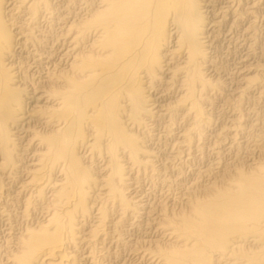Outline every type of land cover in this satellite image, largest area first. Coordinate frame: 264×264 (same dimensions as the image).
I'll list each match as a JSON object with an SVG mask.
<instances>
[{"label": "bare ground", "instance_id": "1", "mask_svg": "<svg viewBox=\"0 0 264 264\" xmlns=\"http://www.w3.org/2000/svg\"><path fill=\"white\" fill-rule=\"evenodd\" d=\"M261 19L264 0H0V264H264Z\"/></svg>", "mask_w": 264, "mask_h": 264}, {"label": "rangeland", "instance_id": "2", "mask_svg": "<svg viewBox=\"0 0 264 264\" xmlns=\"http://www.w3.org/2000/svg\"><path fill=\"white\" fill-rule=\"evenodd\" d=\"M260 16L262 17L263 15L260 14ZM261 20H262V23H261ZM261 20H259V23H258V27L260 28L259 36H260V40L264 43V34H263L264 33V20L263 19H261ZM259 24H260V26H259ZM224 30H227V29H224ZM222 34L225 35L224 32ZM240 36H242V34L241 33L237 34V32H236V33H233V35L231 36V37H234V38H232V40H231V38H228V37L227 38L225 37V40L223 38L222 41L220 42V45H219L221 47L220 48L221 51L219 50V54L216 55L220 60L219 62L223 61V64H225L226 66L228 65L230 73H233L231 71L233 70V68L237 67V66H235V64L238 63V61H240L239 59L243 58L245 56V54L247 53L246 47L244 48V46H243V40H249L248 39L249 37H247L245 35H243L242 37H240ZM225 62H227V63H225ZM229 72L224 73L221 77H223V80H227L228 90L229 89L231 90L229 93L232 94L233 89H235V85H233L234 83H232L233 86L231 87V84H229L230 81L228 80V76H225L227 74H230ZM263 105L264 104H261L260 106H263ZM227 109L224 108V112H223V110H220L219 113H217V114H222V113L230 114L228 112L231 110L229 108H227ZM262 109H264V107ZM146 188L148 189V187H146ZM146 188H144V189H146ZM147 189L144 191H147V193H148L149 191ZM0 230L2 231L3 229L0 228Z\"/></svg>", "mask_w": 264, "mask_h": 264}]
</instances>
